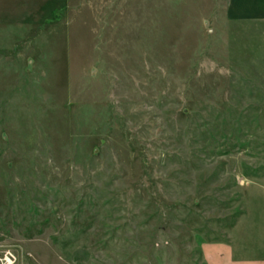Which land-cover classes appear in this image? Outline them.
Here are the masks:
<instances>
[{
	"label": "rangeland",
	"instance_id": "rangeland-1",
	"mask_svg": "<svg viewBox=\"0 0 264 264\" xmlns=\"http://www.w3.org/2000/svg\"><path fill=\"white\" fill-rule=\"evenodd\" d=\"M64 17L0 30V251L205 264L239 226L233 247L264 256V0H99L83 29Z\"/></svg>",
	"mask_w": 264,
	"mask_h": 264
},
{
	"label": "crops",
	"instance_id": "crops-1",
	"mask_svg": "<svg viewBox=\"0 0 264 264\" xmlns=\"http://www.w3.org/2000/svg\"><path fill=\"white\" fill-rule=\"evenodd\" d=\"M98 4L99 0H0V30L19 29L14 17L20 13L31 16L64 15V20L60 22L62 29L69 30L72 26H76L72 29H83L86 23L81 21L80 17ZM39 22L47 23L41 20ZM240 232L237 226L231 240L205 244L202 247L205 264H264V256H248L243 250L233 247V240Z\"/></svg>",
	"mask_w": 264,
	"mask_h": 264
},
{
	"label": "built area",
	"instance_id": "built-area-1",
	"mask_svg": "<svg viewBox=\"0 0 264 264\" xmlns=\"http://www.w3.org/2000/svg\"><path fill=\"white\" fill-rule=\"evenodd\" d=\"M17 257L12 250L0 251V264H16Z\"/></svg>",
	"mask_w": 264,
	"mask_h": 264
}]
</instances>
